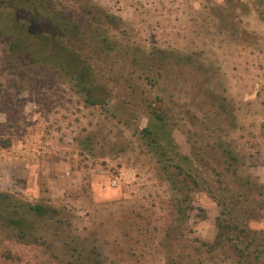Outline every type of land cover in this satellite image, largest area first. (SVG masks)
Segmentation results:
<instances>
[{
	"label": "rangeland",
	"instance_id": "374dc122",
	"mask_svg": "<svg viewBox=\"0 0 264 264\" xmlns=\"http://www.w3.org/2000/svg\"><path fill=\"white\" fill-rule=\"evenodd\" d=\"M41 1L40 28L62 25L49 12L86 32L78 53L105 105L18 62L8 47L21 33L0 11V193L41 235L20 241L0 221V264H238L228 246L204 253L219 209L202 187L176 224L180 195L139 131L151 111L165 117L199 179L245 196L248 228L264 231V0ZM32 205L50 212L28 214Z\"/></svg>",
	"mask_w": 264,
	"mask_h": 264
},
{
	"label": "trees",
	"instance_id": "16d2710c",
	"mask_svg": "<svg viewBox=\"0 0 264 264\" xmlns=\"http://www.w3.org/2000/svg\"><path fill=\"white\" fill-rule=\"evenodd\" d=\"M44 8L45 4L41 0L0 2V11L5 16V23L14 25L24 40L21 41V38L18 37V43L10 42L9 52L18 62L50 68L64 74L74 83L78 93L83 94L88 106L104 107L105 102L101 99L104 93L102 88L96 87V84L93 83L94 73L90 69V64L87 63L89 58L87 55L78 53L88 45L84 41L87 39L85 38L86 32H81L77 24L71 26L70 30L67 26L69 21L61 22L59 13L49 16V12L47 20H52L54 17L55 20H60L62 25L58 24L53 28H40L44 21ZM34 24H36V29H30L29 26ZM8 29L9 27H6L5 30L1 28V34L7 33ZM74 40H77L78 44H74ZM111 49L110 47L108 50ZM150 114L148 124L140 129L139 134L145 145L155 155L162 172L168 176L172 190L176 195H180L175 204L176 224L180 226L187 223L190 213L193 211L189 192L194 188L202 187L219 209L215 220L216 234L213 242L201 244L205 248L204 253L212 254L228 246L233 254L237 255L238 264H264V231L257 233L248 228L246 217H251L253 213L250 210L247 212L246 207L241 204L247 203V198L243 196V201H241L239 196L229 188H222L219 195L215 194L207 182L204 179H199L195 174L197 170L194 169L192 161L178 151L177 144H174L170 132L165 129L168 125L166 118L158 114L156 110L151 111ZM225 162H227L225 171L235 177L237 172L233 168V163ZM216 181L219 184H224V180ZM242 187L243 185L240 186V189ZM256 189H259L258 195L262 196L261 187L258 186ZM16 205V201L11 196L0 193V221L6 228H12L11 231L18 240L26 243L38 242L41 235H36L33 228L24 221L18 211H15ZM240 205L243 207L239 208ZM27 209L28 214L40 217L50 212V209L41 205L28 206ZM66 264L84 263L83 260L75 258ZM171 264H175V262Z\"/></svg>",
	"mask_w": 264,
	"mask_h": 264
}]
</instances>
